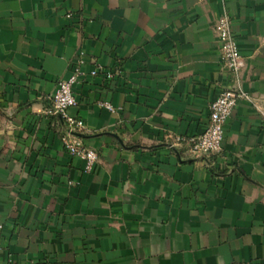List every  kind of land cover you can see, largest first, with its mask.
<instances>
[{"label":"crops","instance_id":"0c3cea01","mask_svg":"<svg viewBox=\"0 0 264 264\" xmlns=\"http://www.w3.org/2000/svg\"><path fill=\"white\" fill-rule=\"evenodd\" d=\"M224 14L252 102L195 157L173 137L202 133L233 78ZM79 57L89 172L51 111ZM0 264H264V0H0Z\"/></svg>","mask_w":264,"mask_h":264},{"label":"built area","instance_id":"2783aa9c","mask_svg":"<svg viewBox=\"0 0 264 264\" xmlns=\"http://www.w3.org/2000/svg\"><path fill=\"white\" fill-rule=\"evenodd\" d=\"M229 25L230 19L224 14L215 22L214 30L220 41L221 69L233 78L210 102L208 124L202 133L194 136L176 135L173 137L175 145H187L189 152L195 157L219 153L224 137V124L231 116L238 101L246 100L252 102L251 95L243 90L239 84V74L244 66V59L238 50ZM83 63L84 60L79 57L72 64L70 75L66 79L58 81L51 96V111L53 114L59 115L68 126V133L66 137L62 138L63 147L71 156L81 159L84 164V171L89 172L97 162L98 154L95 149L84 145L80 139L72 135L74 131L84 128V121L79 117L70 115L68 112L69 108L77 105V100L73 94V85L82 74L81 67ZM115 72L114 70L106 69L101 64H96L90 74L92 76L102 75L106 79H111ZM98 104L111 112L115 111L113 105L108 101H100Z\"/></svg>","mask_w":264,"mask_h":264}]
</instances>
